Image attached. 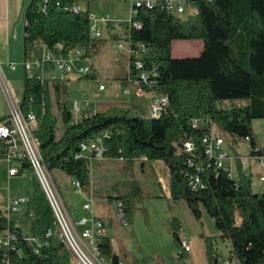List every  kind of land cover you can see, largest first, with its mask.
Listing matches in <instances>:
<instances>
[{
	"label": "trees",
	"instance_id": "16d2710c",
	"mask_svg": "<svg viewBox=\"0 0 264 264\" xmlns=\"http://www.w3.org/2000/svg\"><path fill=\"white\" fill-rule=\"evenodd\" d=\"M41 1L30 0L25 11L26 57H40L44 48L70 52L79 47L89 56L98 39L92 37L87 12L63 11L57 4L80 0H50L46 11H42ZM191 2L197 11L188 17L159 8L143 10L139 17L142 28L134 26L130 30L133 42L149 45L147 65L158 66L160 88L169 96L170 105L160 117L134 115L130 108L111 106L74 122V113L65 100V81L70 76L64 80L44 78L42 68L26 75L21 109L25 115L32 112L36 117L33 134L50 172L61 169L86 190L91 184V159L75 158V153L82 142L109 130L110 136L104 141V157L134 161L147 156L148 160L163 161L169 168L172 198L185 200L197 218L202 217V207L205 208L215 222L218 235L231 242L232 256L240 264H264V194L254 190L253 179L243 170L240 154H237L240 178L235 179L207 160L201 146L203 134L211 128L208 119L228 133L233 142L239 137H249L252 148L257 143L252 121L264 118V0H249L248 68L232 56L230 40L238 32L237 29L232 33L233 1ZM182 39L203 40L201 54L174 57L173 42ZM130 66L133 72V64ZM237 98H251V102L245 106H223L225 100ZM193 119L203 123L194 127ZM3 121L10 119L0 122ZM186 139L196 145L195 157L202 164L199 174L207 184L205 188L192 189L184 175L188 164L182 145ZM6 146L8 143L0 140V158H4ZM29 169L34 173L32 193L20 214L26 228H18V250L0 245V264H8L7 259L11 264H76L73 253L58 233L48 238V245L40 247L27 239L30 235L46 238L47 231L57 227L46 192L31 162L24 160L21 173ZM129 195L131 191L110 196L112 201L122 203L124 214L131 208ZM173 222L177 230L176 219ZM13 223L6 210L0 209V234L14 227ZM204 238L210 260H216L214 236ZM99 247L112 264H119V255L109 236L100 237Z\"/></svg>",
	"mask_w": 264,
	"mask_h": 264
},
{
	"label": "rangeland",
	"instance_id": "374dc122",
	"mask_svg": "<svg viewBox=\"0 0 264 264\" xmlns=\"http://www.w3.org/2000/svg\"><path fill=\"white\" fill-rule=\"evenodd\" d=\"M232 1V33L238 29L235 37L230 40L232 56L238 64L248 68L250 2L249 0ZM78 3L83 9L93 10L99 16H109L112 22L103 25L102 37L91 49L89 55L93 69L91 75L80 76L79 71L74 69V74H71L70 79L65 81L67 85L65 100L69 109L73 111L76 101L83 102L87 99L91 104L97 106L98 111L102 104L109 106L116 103L132 107L134 115L149 114L150 116L151 100L146 94L142 97L134 95L133 101H131L132 99L129 100V97L132 94L128 95L123 92L124 87L128 84L126 78L130 65L127 51L118 47L116 39L127 44L123 34L124 27L130 19V2L128 0H80ZM186 7L184 17L197 11L196 6L192 3L187 4ZM111 25L113 27H110ZM117 33L120 34L119 37H116ZM188 40L198 41L200 39L176 40L173 48L179 50L180 44ZM184 49L190 48L185 47ZM51 68H53L52 71ZM57 70V63L54 60L46 62L44 71L46 76L57 74ZM100 79L109 86L106 92L98 90ZM105 100L112 102L107 103ZM250 102L251 98L228 99L223 102V106H245ZM32 124L35 125L36 122ZM213 128L225 138L224 148L230 156L237 154L244 156L250 153L251 142L248 139L239 137L233 142L230 135L221 131L216 124ZM252 128L257 144L264 147V118L253 119ZM119 159L106 157L92 159L91 184L83 192L77 190L74 178L65 171L55 169L50 174L48 173L52 186L64 201L74 223L82 216H91V213L84 208V203L91 197L95 199L94 195L89 192L93 187L96 194L106 196L109 193L113 194L117 189L121 190L122 185L125 184L127 186L126 193L131 191V195H129L131 208L125 214V222L121 223L117 215L115 201L118 200L112 201L109 196L107 201L95 199L94 202L95 215L98 218L103 216L106 233L113 239L114 248L123 264H196V262H199L198 264H225L226 259L230 261V264H240L239 260L232 256L231 242L223 240L218 235L215 222L205 208L202 207V217L197 218L185 200H177L168 196L167 191H164L159 182L160 176L154 166V161H148L147 170L142 172L136 169L132 171L134 161L125 158ZM125 162L129 163L128 165L132 164V169L126 168ZM124 170L128 176L124 175ZM257 171V163H253L252 168L246 170L245 173L252 177L254 190L262 193V188L257 180ZM232 175L235 179L240 178L237 164L233 165ZM96 180L100 181L99 187L97 182L94 184ZM33 181L34 173L30 169L13 177L10 182L7 178L0 177V192H3L1 189L3 186L6 199L10 187V196L24 199L26 204L32 193ZM134 182L135 185H132ZM93 184L94 186H92ZM136 186L139 187V190ZM4 206L5 203L1 202L0 209L4 210ZM174 219L177 221V230L174 228ZM175 232L178 236L174 234ZM206 235L214 236L213 247L216 260H210L208 254L207 261L202 255L201 261H193L190 254L175 258V253L182 250V237H185L187 244L195 250L199 243L206 245L204 238ZM109 264H112L110 259Z\"/></svg>",
	"mask_w": 264,
	"mask_h": 264
},
{
	"label": "built area",
	"instance_id": "2783aa9c",
	"mask_svg": "<svg viewBox=\"0 0 264 264\" xmlns=\"http://www.w3.org/2000/svg\"><path fill=\"white\" fill-rule=\"evenodd\" d=\"M131 4L130 19L127 25L126 43L127 51L129 55V65L133 64V72L129 66V72L127 74L126 81L128 84L124 87L123 92L131 95L144 96L146 93L151 95L150 103V116L160 117L162 112L166 111L170 105L169 96L163 92L160 88L158 81L159 72L158 66H148L146 62V55L149 50V45L142 41H132L130 30L132 27L142 28L143 22L139 18L143 10H155L161 9L168 11L176 15H183L186 12L187 4L192 3L191 0H128ZM212 1V0H207ZM50 0L41 1L42 11H46ZM59 8L63 11L81 13L87 12V17L91 24L92 37L100 39L102 37V29L104 24H111L112 20L108 16H99L95 11L90 9H83L78 1L68 3H57ZM119 48L124 47V42L117 40ZM54 60L57 63L58 79H66L71 74H74V69L79 71L80 76L91 75L93 69L89 56L83 48H76L70 52L51 51L47 50L40 57H33L24 61L26 69L42 68L46 62ZM78 65V66H77ZM76 74V73H75ZM106 89L105 82H100L98 90L102 91ZM85 94V93H84ZM74 122L80 119V116H87L94 114L98 110L96 105L91 104L89 100L83 102L76 101L74 105ZM10 121L0 122V140H4L8 143V146L4 148V158L9 162V174L17 175L21 173V163L24 160H29L32 167L37 174L46 195L53 208L55 216L57 218L56 230L50 229L47 231V237L41 238L38 236H28L30 239L38 244V247L42 245H48V238L53 234L58 233L63 242L71 250L74 255L76 264H109V258L101 253L99 247L100 237L106 234V226L102 219L95 215V199L91 197L84 203V208L91 213V216H82L78 221V224L82 226V229H77L76 223L71 219L68 209L60 197L59 193L52 186L49 174L43 162V156L41 150L36 142L33 134L37 121L35 115L30 112L25 115L22 112L20 103H16L12 108L9 116ZM211 126L210 131L203 134L201 139V146L204 149V153L207 160H210L213 165L218 168H222L229 172L231 176L233 171V165L236 166L238 156H230L228 151L225 150V138L217 133L213 126L212 120H207ZM36 122L35 125L32 123ZM203 120L193 119L192 124L194 127H200ZM110 136V131L105 130L95 135L90 140L84 141L80 144L79 150L75 153V158H90L91 161L94 158H104V152L106 146L104 141ZM249 140V137H247ZM183 148V149H182ZM182 150L187 154L188 167L184 171V175L188 181V185L194 189H202L206 187V182L202 179L199 171L202 170V164L197 163L196 145L190 140L183 141ZM141 159L148 160L147 156H142ZM243 164V170L246 171L252 168L253 163H257L258 171V184L262 188L264 194V147L259 146L257 143L252 148L249 154L239 157ZM254 161V162H253ZM252 171V170H251ZM49 173V174H48ZM253 173V172H252ZM78 189L82 190L79 182H75ZM26 200L20 198H13L6 209V215L12 220L14 227H9L0 234V245L11 250H18L17 242L19 240L18 228H20L21 221L14 215H19L23 211ZM117 215L120 222H125L124 208L120 201H115ZM182 250L175 253V258H180L184 251H189L190 246L187 244L185 237L181 238ZM36 248V252H38ZM6 262L11 264L10 260ZM119 264H122L119 262ZM225 264H230L228 259L225 260Z\"/></svg>",
	"mask_w": 264,
	"mask_h": 264
},
{
	"label": "crops",
	"instance_id": "0c3cea01",
	"mask_svg": "<svg viewBox=\"0 0 264 264\" xmlns=\"http://www.w3.org/2000/svg\"><path fill=\"white\" fill-rule=\"evenodd\" d=\"M29 2L30 0H0V121L3 119H8L11 114L12 108L15 106V104L20 103L22 101L25 93V77L28 73L35 72L37 70L36 68L35 69L33 68L34 70L32 71L31 69L28 70L24 65V61L28 59V57H26V52L24 47V26H25V11ZM110 27L113 26L111 25ZM115 35L116 37L120 36V34L118 33ZM123 35L126 37V27H124ZM117 40L118 39H116V41ZM174 42H176V40ZM127 46H128L127 44H124L123 47V49H125L126 51H127ZM185 47L190 49L185 50L184 49ZM203 48H204L203 40L183 41V43L180 44L179 50H175L172 45V55L177 58L190 57L191 55L199 56L203 51ZM47 50H48L47 48H44V52ZM127 56L129 59L128 51H127ZM42 69H43L42 75L44 78H53V77L56 78L58 76V73L54 75L50 74L46 76L44 72L45 65L42 67ZM52 69L53 68H51V71ZM102 81L105 82L104 80L100 79L98 83ZM105 84H106V89L99 92H106L108 90L109 86L107 85L106 82ZM134 95L135 94H132V96L129 97V100L132 99L131 101H133ZM146 95L151 100V95L149 93H146ZM105 101L107 103L112 102L109 100H105ZM101 103H105V102H101ZM103 105L104 104H102L100 108H98L99 111H104L111 106L127 107L124 104L119 105L116 103L115 104L112 103L109 106H103ZM127 108L132 109V107H127ZM142 116H149V114H145ZM94 159H100V158H94ZM148 161L150 160H143L141 158L135 159L133 169H132V164L128 165L129 163L126 162L125 163L127 165L126 168L132 169V171L136 169L137 171L145 172L147 170L146 164ZM154 164H155L154 166H156L158 170L160 176L159 182L162 188L164 189V191H167L169 197H172L171 188H170L169 168L161 160H155ZM9 168H10L9 162L5 158H0V177L7 178V180L10 182L11 179L13 177H16L18 174L13 176L10 175ZM124 171H123L124 175L128 176V173L126 174V171L125 172ZM25 172H27V170ZM96 182L98 183V187H99L100 181L96 180L94 184ZM94 184L92 186H94ZM1 189L3 190V192H0V203L1 202L5 203L4 206V211H5L13 198L10 196L9 193L10 187L8 189V198L6 199H5L3 186ZM94 189L95 188L93 187L89 192L94 195L96 200H102V201L109 200L108 197L111 195L117 196L127 192V186L125 184L122 185L121 190L117 189L113 194L109 193L106 194V196L104 194H103L104 196H102V194H100L101 196H99L98 194L95 193ZM81 191L83 192V190ZM14 216H16L21 221V225L24 226V228H26L23 217H21L20 214ZM99 218L104 221L103 216ZM79 220L80 219L75 221V223L77 225L76 226L77 229L80 230L82 229V226L78 224ZM105 235L109 236L108 233H106ZM185 254H190L193 261H201V255L204 257L206 261L208 260L206 245H202L201 243H199L198 247H196L195 250L191 246L189 251H184L182 257L185 256ZM120 262L123 264L121 260ZM198 263L199 262H196V264Z\"/></svg>",
	"mask_w": 264,
	"mask_h": 264
}]
</instances>
